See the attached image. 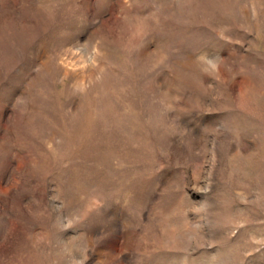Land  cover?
I'll list each match as a JSON object with an SVG mask.
<instances>
[{
  "label": "rangeland",
  "instance_id": "1",
  "mask_svg": "<svg viewBox=\"0 0 264 264\" xmlns=\"http://www.w3.org/2000/svg\"><path fill=\"white\" fill-rule=\"evenodd\" d=\"M0 264H264V0H0Z\"/></svg>",
  "mask_w": 264,
  "mask_h": 264
}]
</instances>
